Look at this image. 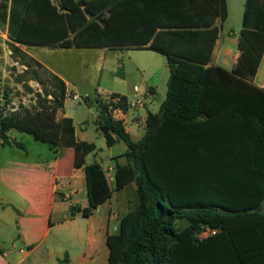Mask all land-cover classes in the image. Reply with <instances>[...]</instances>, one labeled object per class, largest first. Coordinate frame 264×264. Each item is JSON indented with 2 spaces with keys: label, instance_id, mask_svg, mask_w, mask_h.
Instances as JSON below:
<instances>
[{
  "label": "trees",
  "instance_id": "obj_1",
  "mask_svg": "<svg viewBox=\"0 0 264 264\" xmlns=\"http://www.w3.org/2000/svg\"><path fill=\"white\" fill-rule=\"evenodd\" d=\"M114 3L0 0V29L7 27L12 58L42 86L31 108L6 113V98L0 99L1 144L23 149L9 137L11 131L39 142L56 140L48 119L62 111L67 96L65 83L20 46L157 52L169 69L166 95L158 112H147L138 141L113 117L115 110L130 108L126 96L85 98L96 106L107 146L114 144V135L126 147V164L114 166L112 185L100 164H85L95 144L77 140L72 119H62L59 145L73 149L87 199L84 208L70 206L69 216L89 217L113 192L134 182L137 203L106 237L107 264H264V90L253 84L264 52V0H245L246 39H240L238 62L229 72L205 67L216 30L205 57L179 49L192 44L191 32L152 41L123 39L116 33ZM218 8L225 20V0H218ZM115 76L125 78L122 66ZM205 228L215 233L198 239Z\"/></svg>",
  "mask_w": 264,
  "mask_h": 264
},
{
  "label": "crops",
  "instance_id": "obj_2",
  "mask_svg": "<svg viewBox=\"0 0 264 264\" xmlns=\"http://www.w3.org/2000/svg\"><path fill=\"white\" fill-rule=\"evenodd\" d=\"M225 3L226 18L221 20L218 0H115L114 22L120 29L116 33L119 31V37L123 39L152 41L161 36L162 39L174 38L173 36L181 33L191 32L194 34L189 35L193 40L192 44L179 49L205 57L209 49V40L216 30V40L211 50L210 60L205 67H220L229 72L237 65L240 55L238 50L240 39H246L241 24L245 0H225ZM0 38L3 43H10L7 37V27L0 29ZM3 43H0V46L5 45ZM149 43L142 47H148ZM19 48L65 83L66 99H68L70 96L69 81L61 72L45 66L37 56L38 53L34 52L36 49L45 47L20 46ZM94 49L100 50L99 59L101 58L102 62L109 50L107 48ZM131 51L150 52L160 56L147 55L152 60L153 66L146 80L142 76V73L146 71L140 61L142 57L140 55L135 57V61L139 60L136 66L140 74L141 85H134L132 92L135 99H139L143 105L132 112L130 108L127 112L119 109L113 112L114 119L122 121L130 138L138 141L145 130L147 112L156 113L151 109L154 100L161 93L160 107L165 98L169 69L165 56L151 50L130 49L112 52L122 55ZM7 53H10L8 48ZM4 55L0 56V60ZM118 61L119 57L116 63ZM1 66L2 64H0V72ZM253 84L264 90V52L260 56ZM111 94L120 93L111 92L109 95ZM71 97L78 98L76 94H72ZM126 97L130 103L131 100L128 96ZM64 105L61 112L55 111L56 116H50L48 123V131L57 134V139L53 141L45 139V142H39L32 138L35 142L45 145L52 153L44 160L27 159L26 148L19 150L23 153L22 155L18 153L14 145H4L0 141V264H58L59 262L101 264L99 256L100 249L102 250L101 242L106 245L107 235L116 231L120 217L130 210L126 197L119 192L129 187L135 193L134 182L118 192H113L111 198L100 205L89 217L84 218L89 220V229L86 232V241L82 243L83 253L75 257L65 253L61 257L52 243L48 241L51 232L65 224L69 217L70 206L79 205L81 208L87 206V203L84 204L81 201L82 197L86 196L83 169L74 168L73 149L59 145L62 119L69 118L63 111ZM74 131L76 139L84 141L79 138L75 127ZM8 135L18 142L19 138L13 134V131ZM112 138L113 145L119 142L114 135ZM124 153L125 151L116 156L111 155L108 159L111 164L106 169L100 165L110 185L113 181L114 166L126 164L122 156ZM61 204H67L65 209L68 214L65 217L59 216L61 212V214L64 213L63 207H60ZM77 217L80 215L71 218L77 219ZM53 218H56V222Z\"/></svg>",
  "mask_w": 264,
  "mask_h": 264
},
{
  "label": "rangeland",
  "instance_id": "obj_3",
  "mask_svg": "<svg viewBox=\"0 0 264 264\" xmlns=\"http://www.w3.org/2000/svg\"><path fill=\"white\" fill-rule=\"evenodd\" d=\"M2 44V39L0 38ZM0 46V56L4 55L0 60L2 69L0 72V99L5 96L7 105L5 106L6 113L22 108H31L35 105L36 93H42V86L36 81L32 80L31 74H26L25 68L12 58L9 44ZM7 48L10 53H7ZM33 52V51H32ZM38 53L39 59L48 68L54 69L69 81V98L66 99L64 105V113L73 120L74 127L76 128L79 138H82L86 142H92L95 144L96 150L93 154L86 157L85 164L89 165L93 162H97L104 169L110 166L111 162L109 157L111 155H119L126 151V147L122 141H119L115 145L109 147L106 145L104 135L98 128L97 111L95 104L87 105L85 98L94 100L96 97H107L111 92L120 93L128 96L131 100L130 103L135 101V97L132 92L134 85L140 86V74L137 72V62L135 57L140 55L142 65L145 67V73L142 76L145 78L150 74L152 60L147 55L156 54L150 52H125L119 55L115 52L108 51L106 58L101 62L99 56L101 54L99 49H67V50H52L47 48H39L34 51ZM33 52V53H34ZM117 57L119 61L116 63ZM130 58V59H129ZM118 66H122L125 72V78L121 79L115 76V72ZM41 80L46 83V75L44 71L38 69ZM48 86V84H46ZM166 89V88H165ZM72 94L77 95V99L71 97ZM160 96L154 100L152 104V111L157 112L159 110ZM1 101V100H0ZM143 104H136L134 107H130V111H134L141 107ZM52 116H56L52 115ZM49 121V119H48ZM48 123V122H47ZM13 134L19 138L18 143L22 142L23 149L27 150V159L44 160L47 155H52L48 148L35 142L29 135L13 131ZM19 151L18 153H23ZM126 188L119 192L123 197L127 199V205L131 208L136 206L135 193ZM82 203L86 204V196L81 199ZM64 213L59 216L65 217L68 212L66 211L67 204H61ZM56 218H53L55 221ZM89 229V220L80 217L72 219L67 217L65 224L61 228H55L48 241L56 248L61 257L65 253L71 257H75L84 252L82 243L86 241V232ZM102 250L100 249V261L101 264H107V247L104 242H101ZM64 264V263H58Z\"/></svg>",
  "mask_w": 264,
  "mask_h": 264
},
{
  "label": "built area",
  "instance_id": "obj_4",
  "mask_svg": "<svg viewBox=\"0 0 264 264\" xmlns=\"http://www.w3.org/2000/svg\"><path fill=\"white\" fill-rule=\"evenodd\" d=\"M140 100L139 99H135L134 102L130 103V107H134L136 104H140ZM215 231L212 230V229H209V228H205L204 230H202L198 235H197V238L202 240L206 237H208L209 235H212L214 234Z\"/></svg>",
  "mask_w": 264,
  "mask_h": 264
},
{
  "label": "water",
  "instance_id": "obj_5",
  "mask_svg": "<svg viewBox=\"0 0 264 264\" xmlns=\"http://www.w3.org/2000/svg\"><path fill=\"white\" fill-rule=\"evenodd\" d=\"M220 212H221V213H225L226 211H224V210H220Z\"/></svg>",
  "mask_w": 264,
  "mask_h": 264
}]
</instances>
